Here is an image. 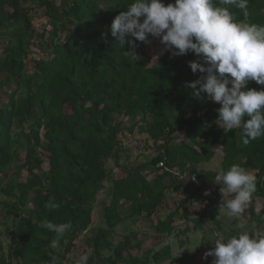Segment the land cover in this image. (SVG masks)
Masks as SVG:
<instances>
[{"label": "trees", "instance_id": "16d2710c", "mask_svg": "<svg viewBox=\"0 0 264 264\" xmlns=\"http://www.w3.org/2000/svg\"><path fill=\"white\" fill-rule=\"evenodd\" d=\"M132 2L0 0V206L8 235L5 248L0 239V264H52L53 256L55 264H74L82 254L88 264H159L172 254V243L154 254L142 249L147 230L159 240L172 237L176 219L192 214L191 201L202 210L176 238L204 230L205 220L220 228L222 186L212 179L232 164L256 178L252 202L259 199L262 208L256 215L251 205L250 214L262 227L264 136L243 145L242 129L225 133L215 123L218 103L192 97L186 84L203 74H194L188 61L203 63L200 56L167 51L154 63L146 43L115 44L110 25ZM247 10L248 22L264 24V0H248ZM247 87L264 85L249 81ZM122 132L147 136L140 148L156 154L133 163ZM218 151L220 171H206L203 164ZM102 193L101 226L80 248L77 238L92 226ZM51 198L59 208L45 207ZM171 203L174 210L162 218ZM143 218L151 221L144 233L125 232L114 242L119 226L128 230ZM44 219L72 224L58 249L50 247L55 234L40 227Z\"/></svg>", "mask_w": 264, "mask_h": 264}, {"label": "clouds", "instance_id": "9594fccd", "mask_svg": "<svg viewBox=\"0 0 264 264\" xmlns=\"http://www.w3.org/2000/svg\"><path fill=\"white\" fill-rule=\"evenodd\" d=\"M219 5L216 0H174L167 5L163 0H133L126 11L115 16L108 31L115 44L124 49L125 45L134 49L137 41L150 43L151 35L160 38L172 56L189 52L200 56L203 63L188 61V66L194 74L199 71L203 75L186 87L193 90V98L199 100L203 94L205 99L218 103L215 123L225 133L242 129L241 141L247 146L264 136V88L247 87L249 81L264 85V24L248 22V0H219ZM232 7L242 12L243 19L237 18ZM107 34L102 33L105 42ZM125 52L136 57L134 52ZM190 178L196 180L195 175ZM214 181L222 186L220 209L237 219L240 231L218 235L215 247L204 254V259L214 257L212 264H264V227L248 231L247 221L242 218L256 192V178L232 164ZM229 194L231 198L226 199ZM45 207L57 209L60 205L51 198ZM40 227L55 234L50 247L58 249L72 224L44 219ZM56 259L52 257V264ZM88 261V255L82 254L74 264Z\"/></svg>", "mask_w": 264, "mask_h": 264}, {"label": "rangeland", "instance_id": "374dc122", "mask_svg": "<svg viewBox=\"0 0 264 264\" xmlns=\"http://www.w3.org/2000/svg\"><path fill=\"white\" fill-rule=\"evenodd\" d=\"M150 43H146V52L147 54L152 58L153 62L155 63V60L158 59L161 56H164V54L167 52L164 48V45L161 43L160 38L157 37H149ZM163 53V54H161ZM124 118V117H122ZM120 117V119H122ZM124 120V119H123ZM129 124V123H127ZM124 138V146L127 147V149L132 150L131 152V157H132V162L133 163H140V162H144L146 159L150 158L151 156L155 155L156 152L150 151L148 148H140L141 143L144 142L145 138L147 136L145 135H138L133 134L130 135L127 132H122L121 134ZM222 159V153L221 151H218L215 158L212 159V161L210 163H204L203 167L206 169V171H215L218 172L221 169V162ZM9 175H14V170L12 169V171L9 173ZM113 175L117 176L116 171H113ZM15 176V175H14ZM13 176V177H14ZM215 179H212V182L215 183L214 181ZM111 183L107 182L106 183V188L110 187ZM199 184H197L195 187H193L192 189V193L195 194V188L198 186ZM197 189V188H196ZM211 186L208 185L207 188L203 189V193H207L209 190H211ZM104 194L102 193V195L100 196V198H98L97 202L94 204L93 206V223L92 226L90 227V229L84 233H82L81 235L78 236L77 238V245L81 248V244H85L87 243L92 236H94L95 232L99 229V227L101 226V222H100V215L102 212V201L104 200ZM175 197V196H174ZM183 199V198H182ZM4 200V197H2L0 195V203L1 201ZM192 205L191 211L192 214L189 215L188 218H177L174 226H178L177 230L175 231V234L170 237V238H166L164 240H159L156 236V232L154 229L150 228L147 231L146 235H142L140 234V237L143 238V248L142 249H150L153 251V254L158 252L159 249H161L162 247L172 243V250H171V255L168 256L167 258H165L166 260L163 262H159V264H212V261L214 259V257H207V259H204V254L211 250L212 248L215 247L214 244V240L217 238L218 235H225V236H229V235H235L238 231H240V229L237 227L238 221L235 217H228L226 215V211L224 209H220V206H217L219 209V215L217 217V221H219L220 223V228L214 224L211 221H207L205 220L204 223V230H200L198 232H194V231H190L187 232L185 235H180L178 236V238H176V235L179 231H183L185 230V228L189 225L192 227V223L190 222V220L193 217H195V212L202 210L201 208V204L199 203H195L194 201L190 202ZM251 205L254 207L255 209V214L258 215L261 211L262 208V204L261 201L259 199H255L250 205H248L246 212L243 215V219H245L247 221V225H246V229L248 231H254L256 230L257 227V218H252L251 214H250V207ZM175 208V204H170L169 209H164L161 212V217L165 218L166 215L169 214L170 210H174ZM165 208V207H164ZM182 212V211H180ZM4 214V210L3 208L0 206V239L3 240V247L5 248L7 245V228L5 227V223L6 220L3 217ZM260 220L262 221V227H264V216H262L260 218ZM8 222L11 221V218H8L7 220ZM204 221V220H203ZM151 225V221L147 220L145 218L139 220V222L128 228V230L125 229L124 226H119L116 229V235H115V239L114 242H119L121 240L124 239V234L125 232H129V231H139V233H144L146 228L149 227ZM178 231V232H177ZM208 231V232H207ZM177 232V233H176ZM207 232V233H205ZM202 234L205 235L206 237V243L204 245V249L201 250L200 249V244H201V240H202ZM143 236V237H142ZM180 238L184 239V244L183 246L180 245ZM87 249V253H91V250ZM75 254H77L76 252H74ZM71 256V255H69ZM174 259V260H173ZM152 264V263H150Z\"/></svg>", "mask_w": 264, "mask_h": 264}, {"label": "built area", "instance_id": "2783aa9c", "mask_svg": "<svg viewBox=\"0 0 264 264\" xmlns=\"http://www.w3.org/2000/svg\"><path fill=\"white\" fill-rule=\"evenodd\" d=\"M159 166H163V164L160 163Z\"/></svg>", "mask_w": 264, "mask_h": 264}]
</instances>
